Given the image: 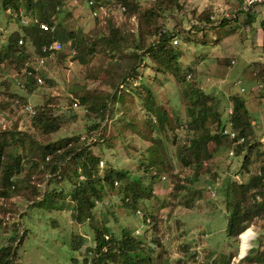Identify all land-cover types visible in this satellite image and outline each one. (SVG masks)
I'll return each mask as SVG.
<instances>
[{"label": "rangeland", "instance_id": "1", "mask_svg": "<svg viewBox=\"0 0 264 264\" xmlns=\"http://www.w3.org/2000/svg\"><path fill=\"white\" fill-rule=\"evenodd\" d=\"M105 3L109 9L104 19L90 16L85 0L62 3L56 37L63 39V47L40 64L33 46L26 42L29 64L41 78L31 89L26 90L16 82L22 79L20 73L26 69V64L18 70L5 61L0 62V129L15 122L19 129L27 131L42 144L67 136L83 138L88 134L90 137L92 132L98 135L101 131L100 139L88 146L99 158L98 164L103 168L100 172L112 166L139 176L142 185L150 190L146 208L139 206L140 210L134 212L127 204L131 198L122 200L121 183L113 187L104 183L102 198L95 201L91 217L84 222L73 211H70L71 216L66 207H32L19 217V210L26 205V200L15 190L9 196L0 195V245L8 244L13 235L25 229L13 264H84L87 247L93 242V225L109 226L116 233L127 226L135 234L147 232L153 241V257L159 258L160 254L163 264H214L221 260L224 263L226 259L229 264H238L242 233L239 237L226 235V214L219 188L228 177L254 171L257 164L252 161L249 169L242 170L243 153L230 156L226 139L222 144L210 142L212 156L206 160L201 177L214 178L217 195L210 197L200 184L190 191L185 186L182 188V183H189L193 169L184 167L178 151L193 131L189 129V117L178 86L184 82H197L205 92L213 94L217 110H223L227 99L235 94L232 86L237 88L239 93L236 95L244 98L248 110L257 119L254 133L264 148V35L260 26L264 3L243 12L241 0H130L135 7L132 13L127 9L120 10V0H105ZM159 4L165 8L162 31L167 29L172 34L170 45L177 52L175 62L163 64L162 60L146 52L142 60H138L137 67L127 74V79L116 81L115 74L120 70L123 56L119 51L101 45L99 37L109 35L108 22L111 20L114 27L132 38L141 26L138 14ZM253 11L257 16L251 20ZM203 15L209 20L201 19ZM107 17L112 19L107 20ZM70 30L78 47L83 46L74 56L71 38L67 37ZM22 31L23 24L0 9V46L11 33L20 35ZM145 36L147 40L153 38L151 31ZM218 36H229L233 40L224 44L219 56L209 57V65L198 67L197 57L217 50ZM242 42L246 43L243 54L237 51ZM235 44L237 48L231 50ZM129 51L130 48L124 49L125 54ZM176 65L182 72L186 70L184 81L175 76ZM238 78L242 80L241 85L233 83ZM115 88L117 94L112 96ZM17 94L33 106L44 107L56 117L59 128L48 134L41 133L31 114L13 103ZM95 94L109 99L108 115L97 130H89L95 119L80 98ZM147 108L153 109V116ZM159 108L166 112L167 123L161 131V143L166 157L164 163L170 171L161 175L157 165H152L149 160L153 138L159 137L161 130L156 113ZM156 147L159 153V146ZM154 159L155 163L159 162L158 158ZM29 165L28 161H23L25 168L16 176L22 189L28 186L29 172L26 170ZM213 172L218 177L212 176ZM51 181L65 200L63 206L68 205L72 186L68 179L53 178ZM249 226L248 229L254 231L249 248L263 247L264 219H255Z\"/></svg>", "mask_w": 264, "mask_h": 264}, {"label": "trees", "instance_id": "2", "mask_svg": "<svg viewBox=\"0 0 264 264\" xmlns=\"http://www.w3.org/2000/svg\"><path fill=\"white\" fill-rule=\"evenodd\" d=\"M65 1L0 0V9L6 11V8L10 7L14 13L10 16L23 24V31L20 35L18 32L11 33L6 42L0 46V62L5 61L12 66V69L18 70L26 64L24 67L32 70V74H28L26 70H22L20 73L23 86L18 85L26 90L31 89L37 82L36 69L28 61L30 60V53H27L26 42L33 46L38 55L42 54L41 44L56 38L59 10ZM120 2L121 5L125 6L123 11L127 9L132 13L131 10L135 7L130 3V0H120ZM164 9L162 4H159L141 11L138 14L141 26L138 27V33L130 39L126 37V32H121L109 20V35L100 36L99 41L104 47L119 51L123 56L120 70L115 74L116 81L127 79V74L134 67H137L138 60L141 61L146 52L162 60L163 64H167V61L174 60L175 62L177 52L170 45L172 34L167 29L162 31L165 26L164 14L162 13ZM19 10H22V14H19ZM254 18V15L251 14L250 19ZM108 19L112 18L107 17ZM201 19L209 20L207 15H203ZM39 22L54 25L55 29L52 32L45 30L39 26ZM260 26L264 35V18L260 20ZM149 31H151L153 38L155 37L154 39L151 38L153 40L146 39L145 34L148 35ZM72 33L73 31L70 30V36L67 35V37L71 38L72 46L75 48V52L72 53L74 56L83 46L78 47V44L71 37L73 36ZM20 38L22 39L21 42L19 41ZM24 41L25 43H23ZM146 45L147 47L144 48ZM91 48L93 49V46ZM126 48H130L127 54L124 52ZM81 59L84 60V57ZM26 60L27 62H25ZM174 70L178 80L184 81L186 70L182 72L177 65ZM178 88L189 117L187 120L189 129L193 131L191 138L184 141L178 151L184 167L193 169L188 180L189 183L187 185L182 183L180 185L182 188L185 186L190 191L196 189L195 186L200 184L207 190V185L214 183L217 193L218 186L214 182V178H202L201 173L206 160L212 156L209 143L222 144L223 141L225 143L226 139L229 146L232 142L221 133V129L226 125L227 103L232 105L231 127L244 137L243 141L234 144V154L243 153L242 170L249 169V164L252 161L257 164V168L249 172V175L242 182L236 179L235 174L233 177H228L225 184L219 188V198L226 214V235L239 237L241 233L248 230L253 220L264 219V148L261 146L259 137L254 133V125L257 119L252 116L244 98L239 95L229 98L223 110H217L213 104V94L205 92L197 82H184ZM117 91L118 89L115 88L112 96L117 94ZM16 98H18V102H15ZM80 99L85 102L86 109L95 119L89 130H97L102 125V120L108 115L106 110L109 99L98 94L90 97L81 96ZM26 102L27 100L19 94L13 98V103L20 108ZM34 107L36 111L31 116L41 133L48 134L59 128L55 116L48 113L42 106L35 105ZM148 110L153 116V109L149 108ZM156 113L161 130H159V137L153 138L149 160H151L152 165H157L159 175H161L169 171L164 163L166 157L161 143V131L165 128L167 118L166 112L162 108H159ZM101 133L100 131L87 144L88 134L83 138L80 135L67 136L57 141H48L42 144L37 142L27 131L19 129L15 122L11 126H3L0 129V195L9 196L15 190L22 193L26 205L19 210V217L22 213H27L32 207L48 209L66 207L71 216L73 213L71 214L70 211H73L74 215H77L84 222L91 217V210L95 207V201L102 198L103 184L113 187V185L116 186L121 183L120 191L124 193L122 200L128 201L131 198V201L127 203L129 208L134 212L140 210L139 206L146 208L150 190H147L146 185H142L139 176L127 169L112 166L100 172L103 168L98 164L99 158L88 146L92 142L98 141ZM156 146H159V153ZM57 148H60L59 152H57ZM47 155L48 158L46 159ZM154 158H158L159 162L155 163ZM25 160L30 163L26 170L29 172L28 177H26L28 186L22 189L18 185L16 176L20 174L23 167L25 168L23 166ZM212 176L218 177V174L213 172ZM53 178L68 179L72 185L69 189L68 205L63 206L65 200L62 199L63 196H59L60 190H56L52 184L54 181L51 179ZM43 181H45L44 190L41 185ZM75 206L78 207L74 211ZM17 223L19 224L18 220ZM93 228V242L87 247L84 264H163L160 254L159 258L153 257L155 251L153 241L148 238L146 231L135 234L133 230L123 226L120 232L116 233L109 226L102 227L98 224L93 225ZM23 230L13 235L8 244L0 245V264H13L17 247L21 244L22 237L26 233L25 229ZM72 243L74 244V242ZM237 263L264 264V246H252L248 249L247 255L243 259H239ZM214 264H229V259H226L224 263L221 260L220 263L215 262Z\"/></svg>", "mask_w": 264, "mask_h": 264}, {"label": "built area", "instance_id": "3", "mask_svg": "<svg viewBox=\"0 0 264 264\" xmlns=\"http://www.w3.org/2000/svg\"><path fill=\"white\" fill-rule=\"evenodd\" d=\"M261 3H264V0H241L240 10L243 12H246L248 10H254L255 7ZM85 4L88 8V13L90 16H96L98 18H105L107 15V11L109 9V5L101 0H85ZM125 9L124 5L120 6V10L123 11ZM6 11L9 15H14L10 7L6 8ZM19 14H22V10H19ZM24 20V18H22ZM222 20V17L219 21ZM39 26L45 30H49L52 32L55 29L54 25H48L46 22H39ZM19 41L21 42L22 39L20 38ZM174 42H177V39H173ZM63 47L62 40L59 39V37H56L55 39H52L50 41L44 42L41 44V52L42 54L38 55L37 62L40 64V62H43L47 56H50L58 51H60ZM71 52H75V48H71ZM28 74H32V70L30 68L24 69ZM17 73L14 74L16 76ZM37 81H41V78L38 76ZM17 84L23 86V83L20 79H17ZM236 84L241 85V80H236ZM241 90H244V87H240ZM15 102H18V98L15 99ZM23 110L28 112L29 114H34L36 109L35 107L30 103L26 102L23 107ZM231 112H232V105L230 103H227L226 106V125L221 129V133L223 136L227 137L229 140H231V144L228 148V154L230 156L234 155V144L239 143L244 140V137L236 130H234L231 127ZM97 134L93 133L92 136H88L86 140V144L89 143ZM85 137V136H84ZM60 151V148H57V152ZM48 158V155L46 156V159ZM102 161V160H100ZM249 175V171H245L242 175L236 174L235 177L239 182H242L247 176ZM42 189L45 188V181L42 182ZM207 192L210 197H214L216 195V188L214 186V183H209L207 185ZM139 211V210H138ZM138 232V230H136Z\"/></svg>", "mask_w": 264, "mask_h": 264}, {"label": "crops", "instance_id": "4", "mask_svg": "<svg viewBox=\"0 0 264 264\" xmlns=\"http://www.w3.org/2000/svg\"><path fill=\"white\" fill-rule=\"evenodd\" d=\"M252 14L254 15V17L257 16V13L255 11H253ZM231 40H233V38H230L229 36H225V37L224 36L223 37L218 36L216 41H215L217 43V50L215 52H212V54H204V55L197 57L198 61H196V65L198 67L203 65V64L209 65L210 64L209 60L211 58L213 59L214 56H216V57L219 56L222 52L221 50H222V47L224 46V44L227 42H231ZM244 45H246V43L242 42L237 51H240L243 54V50L245 49ZM236 48H237V45L235 44V47H233L231 50L236 49ZM209 57H210V59H209ZM219 60H220V58H219ZM232 61H234V59H232ZM234 80H233V83H236V80H241V78H238L235 81ZM232 90H233V94L235 93L233 96H236V94L239 93L237 88H234L233 86H232ZM241 94H243V93L241 92ZM227 101H228V99H227Z\"/></svg>", "mask_w": 264, "mask_h": 264}, {"label": "clouds", "instance_id": "5", "mask_svg": "<svg viewBox=\"0 0 264 264\" xmlns=\"http://www.w3.org/2000/svg\"><path fill=\"white\" fill-rule=\"evenodd\" d=\"M251 235H253L251 229L244 233L243 240L245 241V243L241 246V253L239 259H243L247 255V249L250 247V245L247 244V238Z\"/></svg>", "mask_w": 264, "mask_h": 264}, {"label": "bare ground", "instance_id": "6", "mask_svg": "<svg viewBox=\"0 0 264 264\" xmlns=\"http://www.w3.org/2000/svg\"><path fill=\"white\" fill-rule=\"evenodd\" d=\"M250 229H251V231H252V233H253V235H254V231H253V229H252V228H250ZM248 230H249V229H248ZM248 230H246L245 232H247ZM245 232H244V233H245ZM244 233H242V235H241L240 253H241V246H242V244L245 243V241L243 240ZM253 235H251V236H249V237L247 238V244H248V245H251L250 240H251V238L253 237ZM247 250H248V249H247Z\"/></svg>", "mask_w": 264, "mask_h": 264}, {"label": "water", "instance_id": "7", "mask_svg": "<svg viewBox=\"0 0 264 264\" xmlns=\"http://www.w3.org/2000/svg\"><path fill=\"white\" fill-rule=\"evenodd\" d=\"M240 256V254H238V257Z\"/></svg>", "mask_w": 264, "mask_h": 264}]
</instances>
